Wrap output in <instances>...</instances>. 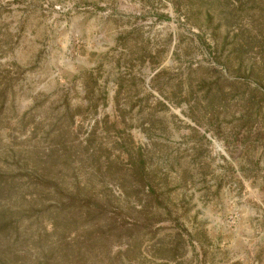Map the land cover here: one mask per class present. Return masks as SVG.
<instances>
[{
    "label": "rangeland",
    "instance_id": "374dc122",
    "mask_svg": "<svg viewBox=\"0 0 264 264\" xmlns=\"http://www.w3.org/2000/svg\"><path fill=\"white\" fill-rule=\"evenodd\" d=\"M0 264H264V0H0Z\"/></svg>",
    "mask_w": 264,
    "mask_h": 264
}]
</instances>
